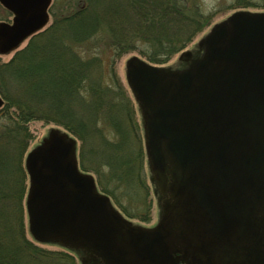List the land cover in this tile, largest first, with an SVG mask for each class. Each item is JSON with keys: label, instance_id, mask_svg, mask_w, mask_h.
Instances as JSON below:
<instances>
[{"label": "water", "instance_id": "1", "mask_svg": "<svg viewBox=\"0 0 264 264\" xmlns=\"http://www.w3.org/2000/svg\"><path fill=\"white\" fill-rule=\"evenodd\" d=\"M49 2L0 0L14 14L12 23L0 22V54L46 25ZM224 40L226 46L219 47ZM203 43L207 51L187 69L153 66L136 56L125 64L127 83L147 113L151 173L171 192L163 221L146 228L125 219L97 191L93 177L78 169L75 139L50 128L25 157L26 209L35 240L90 251L93 255L80 258L81 264H179L173 257L177 244L202 254L208 264L248 257L255 261L248 264H264V93L258 87L264 86V73L258 75L264 70V12L232 13L212 26ZM189 56L185 51L179 58ZM253 89L256 94L246 96L249 102L239 109L235 99ZM185 113L188 125L183 126ZM210 123L217 129L229 124L211 145L218 144L222 130L232 132L230 164L210 163L227 154L203 147V128ZM163 176L174 184L167 185Z\"/></svg>", "mask_w": 264, "mask_h": 264}, {"label": "trees", "instance_id": "2", "mask_svg": "<svg viewBox=\"0 0 264 264\" xmlns=\"http://www.w3.org/2000/svg\"><path fill=\"white\" fill-rule=\"evenodd\" d=\"M78 1L82 7L53 19L7 61L0 60V264H76L68 252L47 249L28 235L24 156L31 121L59 125L90 148L99 118L112 123L118 122L110 117L114 111L123 116L116 93L102 83L100 57L87 52L109 48L117 57L136 50L160 64L184 49L210 18L198 0ZM257 1L236 0L233 6L264 5ZM94 150L103 153L101 147ZM133 153L98 160L99 169L108 170L107 181L118 185L124 174L144 186L143 153Z\"/></svg>", "mask_w": 264, "mask_h": 264}, {"label": "rangeland", "instance_id": "3", "mask_svg": "<svg viewBox=\"0 0 264 264\" xmlns=\"http://www.w3.org/2000/svg\"><path fill=\"white\" fill-rule=\"evenodd\" d=\"M256 1L257 0H254V2ZM198 2L201 5L203 12L208 13L210 15V18L207 23L208 25L204 26L203 30L198 33L194 37V39L182 50L193 49L196 41L209 29V27L213 23L220 21L232 11L239 9L234 8L233 6L236 0H198ZM81 4L82 3L78 0H51L49 7V22H52L53 19L63 16L64 14L72 13L78 10L80 7L83 6H81ZM246 9L264 10V7L256 8L248 6V8ZM10 18V14H8V12L0 6V20L9 21ZM80 52L82 51L80 50ZM87 53H94V55L100 57L99 59L101 62L100 64L102 83L103 85L108 86L112 92L116 93L117 97H115L116 99H114L115 106L121 108L124 112H122L123 116H119V118V111H114L116 116L114 114L110 115L111 118L113 116L117 117V124L119 125L117 126V130L116 128H114L113 122L111 123L110 120L105 119L106 117L98 119L96 125L98 133L97 135L94 134L91 140L93 146L91 142H89V144L92 146L90 147V149L85 145L86 143L84 144L81 140L76 138L78 143V151L81 152V161H79V168H84L86 172H90L95 176V178L99 181L98 188L100 190L101 188H103L102 185H104V187L106 186V189L104 190H107L109 192L111 199L113 198V204L116 205L117 208L121 209L122 211H127L126 214L130 217V219L132 218V221L141 223L145 226L153 225L154 223H156L157 208L155 205V198L153 196V186L148 180V170L146 168L144 156L142 155V163L140 165L142 166L140 167L141 173H145L144 186H142V188L136 186V184L134 182H131L127 177H125L124 174L123 178L119 181L120 184L118 185L113 180L107 181V179H109L108 176L106 177L108 170L106 169V167H103V169L101 167L100 169L102 171H100L98 163V160L100 158L103 159L104 156L109 157L112 155L114 157L120 158L126 151H129V153L134 152L133 154L137 153L138 151H141L140 139L138 140L137 136L136 138L135 136H133V130L132 128L128 127L127 122V116L129 118V114L130 116H132V119L135 122L136 119L138 120V115H136L137 112L135 103L125 83L124 62L129 56L132 55H137L138 57H141L143 59L145 58L141 56L136 50L129 51L117 57L109 48H95L92 51H88ZM178 53L172 55L165 62L160 64H162V66L173 64L176 61ZM10 56L11 54H4L0 56V60L7 61ZM28 125L32 133L31 140L27 148L30 149L39 143L42 136L45 135L49 127L54 126L56 124L51 122L44 123L39 120H34L31 121ZM60 128L62 127L60 126ZM137 129L139 128L137 127ZM137 132L140 133L139 130H137ZM97 146L102 148L103 153L94 150V147ZM91 155H93V158H91ZM116 161L117 160H115V162ZM95 168L99 169L100 180L98 173L95 172ZM139 215H142V217H144V220H139ZM43 246L47 249L58 250V247L53 245Z\"/></svg>", "mask_w": 264, "mask_h": 264}, {"label": "flooded vegetation", "instance_id": "4", "mask_svg": "<svg viewBox=\"0 0 264 264\" xmlns=\"http://www.w3.org/2000/svg\"><path fill=\"white\" fill-rule=\"evenodd\" d=\"M261 11H263V10H253V13L261 12ZM225 42H227V41L224 40V41L220 42L219 43V47L224 48L226 46ZM206 48H207L206 47V43H203V45H200L199 42H196L194 44V48L189 50L190 51V56L189 57H181V58L177 57L176 61L173 64L166 65V66L165 65H163V66L162 65H158V67H168L169 70H183V69H187V68H189L192 65V61L193 60H196V59L202 57V55H204V53L207 51ZM263 69H264V67H263ZM263 71L264 70H262V69L258 70V75H260L261 73H264ZM124 77L126 78V74L124 75ZM263 78H264V75H263ZM125 83H126V86H127L128 90H129L131 96H132V99H133V101L135 103L136 112H137L136 115H138V120L136 119V122H135L132 119V116H130V114L128 112V114H129V118L127 116V122L129 124L128 127L132 128L133 136H135V137L137 136L138 140L140 139V149L143 152L146 168L148 170V173H147L148 174V178L150 177L149 180L152 178L153 180L151 179L150 181L154 183V186H156L154 191H155V193L157 195V197L155 199V205H156V208H157V213H156V223H157L159 220L163 221V219H164L165 212H164V208L163 207H164L165 202H167V200L170 199L171 192H167L165 187H163L162 185H159L160 183L156 182L157 178L151 173V170H150V167H149V164H148L147 152H146V129H145L146 119L145 118L147 116V113L145 112V109L134 98L133 93L131 92L126 79H125ZM258 87H260V89H259L260 94L264 93V86H258ZM227 93H231V90H227ZM236 94H237V86L235 87V90H234V95H236ZM254 94H256V90H254V89L252 91H248L247 90L246 91V95L243 94V92H242V98L240 97V98H236L235 99V102H237L238 105H239V109L243 108L244 104L247 101L249 102V100H247L245 97L246 96H250L251 97ZM220 106H222V105H220ZM221 109L222 110L228 109V105L225 106V109H223V108H221ZM242 115H244V114L242 113ZM186 118H187V116H186V113H185L183 115V122H182L183 126L188 125L187 122L185 121ZM243 118L245 120H248L249 116H244ZM239 120H241V119L239 118ZM179 121H180V119H177V121L174 122V124L175 125H179V123H178ZM136 125H137V127L139 129H137ZM162 125H164V123H162ZM113 126L117 130V126H119L117 124V121L113 122ZM227 126H229L228 123H223L222 128L223 127H227ZM222 128H220V129H222ZM220 129H217L216 126L213 127L212 123L209 124L208 128H203V147L207 148V149L211 148V147H217L219 150L227 152V154L224 156L223 160H221L219 162H214V161L210 162L211 165H213L214 167L224 165L225 163L230 164L231 163V161H230L231 157H230L229 152H231V151H229V149H234V147H235V140H234L233 137H231L229 135L232 132H228L229 130H227V129L226 130H222L224 135H222L221 137L218 138V140H217L218 144L211 145V143L213 141H216V138H215V136L217 135L216 132L219 131ZM137 130H139L140 133H138ZM173 131H174V133L178 132V133L182 134L181 131H176V130H173ZM190 132L191 131H189V133ZM225 132H227V133H225ZM186 135H187V133L185 132L184 136H186ZM76 147L78 149V146H76ZM204 164H208V161L204 160ZM163 179L165 180V183H167V185L169 183L170 184L171 183L174 184V181L171 180V178H169L168 176H163ZM172 203L175 204L174 200L172 201ZM169 216H172L171 213L169 214ZM176 220H177V218H173V222L176 221ZM156 223H154L153 225L147 226V227H153ZM176 246H177L176 247L177 250H175L176 252H175V254H173V257H174V259L176 261H178L179 264H208L207 262H205V259H203V255L202 254H198V253H196V254L194 253L193 254L192 253V249L189 248V247H186L183 244H179V245L177 244ZM83 252H84L83 255H81L82 257L80 256L81 258L89 259L91 257L90 255H93V254L90 253V251L89 252L83 251ZM219 262L220 261H218V259L215 258L214 261L212 263H210V264H218ZM230 263L231 264H248V263H255V261H254L253 258L248 257L246 260H244L242 262H239V261L237 262L236 261V262H230Z\"/></svg>", "mask_w": 264, "mask_h": 264}]
</instances>
